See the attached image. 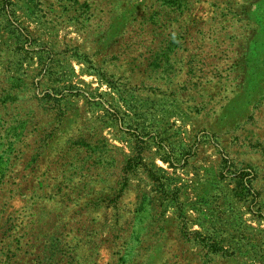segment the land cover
Segmentation results:
<instances>
[{
  "label": "rangeland",
  "instance_id": "1",
  "mask_svg": "<svg viewBox=\"0 0 264 264\" xmlns=\"http://www.w3.org/2000/svg\"><path fill=\"white\" fill-rule=\"evenodd\" d=\"M7 165L0 264H264V0H0Z\"/></svg>",
  "mask_w": 264,
  "mask_h": 264
},
{
  "label": "crops",
  "instance_id": "2",
  "mask_svg": "<svg viewBox=\"0 0 264 264\" xmlns=\"http://www.w3.org/2000/svg\"><path fill=\"white\" fill-rule=\"evenodd\" d=\"M6 166V165H5ZM5 170H4V177H2L1 179H5V177H6V175H7V171L10 169L11 170V168H10V165H7V167H5L4 168ZM2 175V174H1ZM0 175V176H1ZM46 182V179H44L43 178V182ZM38 183H42V180H39V182ZM24 253H27V250H24ZM8 264H40V262H38L36 259H30V258H27L26 257V259H24V260H22V261H19V260H11Z\"/></svg>",
  "mask_w": 264,
  "mask_h": 264
},
{
  "label": "trees",
  "instance_id": "3",
  "mask_svg": "<svg viewBox=\"0 0 264 264\" xmlns=\"http://www.w3.org/2000/svg\"><path fill=\"white\" fill-rule=\"evenodd\" d=\"M4 168H5V167H4ZM4 168H3L2 170H0V175L2 174V175L0 176L1 178L4 177V174H3V173H4V170H5ZM21 245H22V244H21ZM10 254H11V253H10ZM12 255H13V254H12ZM37 261L40 262L39 260H37ZM73 264H74V263H73Z\"/></svg>",
  "mask_w": 264,
  "mask_h": 264
}]
</instances>
